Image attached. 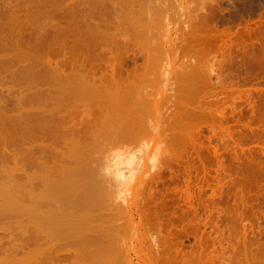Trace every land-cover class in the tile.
I'll return each instance as SVG.
<instances>
[{"label": "rangeland", "instance_id": "1", "mask_svg": "<svg viewBox=\"0 0 264 264\" xmlns=\"http://www.w3.org/2000/svg\"><path fill=\"white\" fill-rule=\"evenodd\" d=\"M43 1L44 0H38V1L37 0H0V24H1L0 36L2 35L0 37V70H1L0 71V76H1L0 77V109H1L0 110V116L7 118L5 120H8V121H10L9 119L11 117H14L19 112H23V113L29 112V114H33V113L36 114L37 113L35 108L38 107L39 104H42L43 101L36 98V97H35L36 99L35 98L33 99V97L31 99L30 93L32 94L34 91H44V89L47 90V89H51L52 87L64 86V84L66 86L70 85L69 88L72 87V84L74 86V82H71L70 79H64L63 78L65 81L64 80H62L61 82L58 81L60 83L55 82L54 76L51 74H49L50 76H48V77L53 78L52 81L53 80L54 81L53 82L50 81V83H49L48 82L49 79L46 80L47 76L46 77L41 76L38 74V72L40 70H42L40 68L49 67L50 66V60L52 61L51 65L52 64L54 65L55 61H56V63H57V61L58 62H61V61L65 62V59H66V61H68L69 58L70 59L74 58V25L78 21H80V18L82 16H84V15H85V17L89 16V12L87 10H83V12H81V15H79V13L77 15V18H79V19H77V18L73 19L74 18L73 16L71 19V16H70L71 14L69 15V13H67L68 14L67 15L65 13L70 8H72V7L74 8L75 3L78 0H57V1L56 0H52V1L51 0H45L44 2ZM123 1L121 0V3H119L118 6L117 5L114 6L115 3L113 1L111 3V0L110 1L105 0L106 5H105V2H104V5L109 10L102 17H97V18L93 17L92 18V21H95V22L101 23L103 21L101 23V25L104 29V32L107 35L106 38L108 41L102 40V42L99 43V46L106 51L104 53V55H105L104 58L106 59V56H107V60H109L108 56H110V51L112 52V54L121 52L120 54L124 53L122 56L125 55V57L126 56L128 57L127 58L128 59V65L126 67L133 68L134 64H135V63H133L134 59H135L136 63L137 62L139 63V64H136L137 66L138 65L139 66H142V65L145 66L146 61L148 59V58L146 59V57H148V56H146V53H148L149 50H152V49L150 47H149L150 49L147 47L148 48V51H147V50H145L146 45L145 46L143 45L144 51L146 52V53L144 52V55H143L142 54L143 51H141V50H143L142 49L143 47L140 49V46H139L140 42H142V41L147 43L148 46H149V43L151 45V44H154L155 42L156 43L160 42L161 46H162V49H161L162 52L159 54L160 58L157 55L156 59L158 61L155 60L157 63L154 62L152 65L153 66L152 68H149V67H151V63L150 64H148V63L150 61H153V59L152 60L150 59L147 61L148 65H146V68L148 66L149 69H152V70H150V74L149 75L147 74L149 77H147V75H146V77L144 76L146 74L145 70H147V69L144 67L145 70H143L144 69L143 66H142V69H141V67L139 68V66H138V69H137L138 73L136 72L137 75H136V73L133 75V77L135 76L138 79L137 82L134 81V78L131 79V76H132L131 75L129 77V82H127L128 79H126V76H124L125 79L122 81H124V83L125 82H127V83H125V85L124 84L122 85L123 88H121V84L123 82L122 83L119 82V84L121 83L119 88L116 87L119 84H114L116 86L113 85L114 87L117 88V90H120V88L123 89V91L120 90V92L122 91V93L123 92L126 93L127 87H128L127 91L132 89L133 93H130L131 92L130 91V92H127L126 95H124V96L127 97L128 94L130 93L131 96L134 97V95L137 93L135 95L136 96L135 99L141 98V100H142V99L146 98V100H142V101H144V104L141 100L139 101L137 99L136 101H138V102L137 103L135 102L134 106H132V103L130 102L131 103V106H130V103L127 100H125V97H123V95H122L123 101L122 102L119 101V103L121 105L120 106L118 103L119 97H117V95H115V94H118V96L121 94H120V92L115 90V88L112 86V88H110V89H111V92H113V93H110V95L114 94L116 96L114 98L115 99L118 98L117 103L119 106L115 105L114 106L115 109L112 106L110 108L116 110L117 112H119L121 110L120 111L121 113L119 112V114H123V116L127 120L125 118H123L122 115L121 116L119 114L117 115V113L115 111H114L115 113L113 112V110L111 112V109H110L108 111V114H107L109 117L108 116L105 117L106 118L105 120H106L107 125L109 123L111 124V125L109 124L110 126L108 125V127H111V128H108V127H106L107 125H104L105 121H104L103 125L98 123V126L100 125L99 127H101L102 130L104 129L103 131H105V133H102L103 131L101 130L100 131L101 134H99V136L97 137L98 139L97 138H94V139L91 138V141H90V138L87 137L88 143L86 142L87 141L86 140L87 138H86L84 140V142L81 143V145L82 144H84V145H82V146L78 145L77 147L80 146V148H78L77 151H75V152H80V154L81 153H83V154H81L82 157L79 158V159L82 158L81 161L78 160V162L74 163V165L78 167L77 173H78V177H79L77 180V184H74V189H75L74 194H79L82 190V191L86 192V194H88L87 197H89V196L91 197V198H88L89 199L88 202L89 203L93 202L94 203V204L92 203L93 207H91L89 210H84L89 214V216H91V219H89V222H92V223L90 224V226L87 225V227L88 228L90 227L89 229L92 230V226H94L93 230H94V228H95V230H99V232L102 234V237L104 238V241H106L107 244L111 246L110 249L105 250L106 252H104L100 255V256L105 257V258H102V257L100 258V256H99L98 260L101 259L100 261H97V259H96L94 261H91V263L93 262L92 264H94V263L95 264H98V263L105 264V262H106V264H120L121 257L119 255L118 250H115L118 248V246L117 247L113 246L114 244L117 245L119 242H120L119 243L120 245L121 244L123 245L124 251L126 250L125 251V255H126L125 256V260H126L125 263L126 264H165V263L166 264H196V263L202 264V262H203V264H209L210 262H211V264H222V258L223 257L224 258L227 257L226 258V260L228 261L227 264L231 263V262H233L232 264H235L234 259H236L237 256L243 255V253L245 251H247V253H251L253 251L256 252L257 250H259L258 248H260V250H264V249H262V248H264V0H205L207 3L204 0H201V1L200 0H169V2L171 1L170 3L167 2L168 0H164L165 4H163V0H161V1L159 0L160 2H162V4H160L161 6L158 5L159 4L158 0L157 1L154 0L156 2V4L158 3L157 5L160 6V11L156 5H155V8L152 9L150 7L151 5L149 4L151 2H149L147 4V2L149 0H144V2L142 0H139V1L135 0L137 2L136 4L133 3V2H135L134 0L133 1L127 0L128 2L125 0L124 3H123ZM129 1H132V3L134 4V6L132 4V6H133L132 9L130 6L131 2H129ZM140 1L142 2V4L144 3L145 6H143ZM38 2L39 3L42 2V4H43L42 9H44V7L46 6L44 10H47V8L50 7L48 9L49 14L51 13L50 10H56V11L52 12V14L54 13L53 15L51 14L52 17H50V15L44 11L43 12L37 11L38 14H40V15H38V17H37V15H36V17L33 16L34 14L32 13L31 10H33V12H34V9H32V8L41 5ZM125 2H127L129 4V6ZM138 2H140L141 5H139ZM44 3H45V5H44ZM152 3H153V1H152ZM173 3H175V5ZM199 3L201 4V6ZM111 4H112V6H111ZM167 4L169 5V7ZM35 5H37V6H35ZM51 5H53L52 8H51ZM152 5H154V4H152ZM139 6H141V8L143 6V8L146 9L144 11H147V9H149L150 11L152 10L153 12L155 10H157L154 13L155 17L153 16V12L149 11L148 16H150L151 13H152L151 17L153 16L151 19H149L146 12H144V11L139 12L141 9V8L139 9ZM134 7H135V9H136V7L138 8V10H139V11L137 10V12H139L138 15L140 13L141 14L146 13L145 15L147 17L146 16L143 17L142 15H144V14H142L141 15L142 17H140V18L142 21H145L146 24L148 23L147 26H145L144 23H141V25H138L139 27L140 26H143L144 28L147 27L146 31L145 30L143 31L144 35L140 31L141 29L136 26L137 24H133L134 23L133 22L134 14L136 15V13H137L135 11ZM156 7L158 9H156ZM56 8H58V9H56ZM118 8L120 10H118ZM165 8L168 11H166ZM29 9H31V10L29 11ZM113 9L118 10V11L116 12ZM163 9L165 11H162ZM57 10L58 11L60 10V11L57 12ZM110 10L112 12L115 11L116 12V13L114 12L115 14H118V12L119 13L122 12L121 13L122 20H120L121 22L118 20V19H120V15H117L118 18L116 21L114 19L115 14L112 13ZM134 11H135V13H134ZM200 11H201V15L204 14L206 16H204V15L200 16ZM37 12H35V14ZM164 12H166V13L164 14ZM41 13H46L45 16L42 14L43 15V19H41L42 21L40 20ZM158 14H160V17L158 16ZM46 15H47V17H46ZM22 16H23V18H21ZM24 16H26V17H24ZM78 16H80V17H78ZM117 16L115 15V18ZM165 16H167V19L165 18ZM110 17L112 19H114V21H112L110 19ZM10 18H11V20H10ZM105 18L106 19L109 18V19L106 20ZM140 18L136 17V20L140 19ZM142 18H144V19H142ZM154 18L155 19L158 18L157 21H159V19L160 20L162 19L160 22H162L163 24L162 23H159V24H161V26L163 25V27H160V25L157 23V21H154V22H156V25H154L152 27L153 24L151 25V23H154V22L153 21L150 22V21L153 20ZM146 19L150 20V21L147 22ZM201 19L203 21H201ZM38 20H40V21L37 22ZM76 20H77V22H75ZM136 20H135V23H138V21H136ZM108 21L112 22V23H110V25H109ZM115 21L117 23L119 21V23H120V24L118 23L119 27H120V30H118V31H121V34H118L119 32H117V30H116V29H118V27L116 29H114L116 26H118V24H114V23H116ZM199 21H201V22H199ZM188 22H190V23L188 24ZM202 22H204V23H202ZM19 23L20 24L22 23V24L19 25ZM105 23L109 27H107ZM111 24L112 25L114 24V26H113L114 28L112 27L111 29L112 30L114 29L113 31L114 32L116 31V33H117V34H115L114 32H112V34L114 33L113 37H109L110 35H112L111 33H109V32H111V29H110V27L112 26ZM158 25L160 27L159 29L157 28ZM148 26L151 27L150 28L151 30H152V28H154L156 26V28H154L152 30L153 32H155L157 30L156 34H157V32H158V34H160L161 31L163 33L160 34L161 36L160 35L158 36V34H157V36H156L157 39H156V37L151 36L154 34H151L153 32L150 29L148 30ZM164 26H165V28H164ZM184 26H186L187 28L186 27L184 28ZM29 27H30V29H29ZM128 27H133L132 28L133 33L136 32L135 36L132 33V35L130 37V34L128 33L129 29L127 30ZM24 28H26L25 30H27V31H25ZM55 28H56V30H55ZM198 28H200L201 30H199ZM160 29H164V30H160ZM45 30H46V32H45ZM130 30H131V28H130ZM131 32L132 31H130V33ZM144 32H146L147 34H145ZM148 32L151 35H149ZM48 33H50V34H48ZM108 33L110 35H108ZM126 33H128L129 38L126 36L127 35ZM38 34L39 35L41 34V35L39 36ZM116 35H119V39L117 37L118 41L114 39L116 37ZM142 35H143V37H142ZM145 35H147V36H145ZM178 35L180 38L178 37ZM34 36H35V38H34ZM125 36L127 37V39H130L131 42L128 41L130 43L125 42L126 40L123 41L125 39V38L123 39V37H125ZM132 36H134V38ZM149 36H151L152 38ZM195 36H197V37H195ZM51 37L54 38L55 40L53 39V40L49 41V38L51 39ZM55 37H58V39H60V40L57 41L58 39L56 40ZM138 37L141 38V40H139ZM147 37H149V38H147ZM112 38H113V40H115V42L112 40L113 43H111L112 41H110ZM146 38L148 40L153 39L151 41L154 42V40H155V42L151 43ZM196 38H200L205 42V44L202 42L200 44L199 41H197V43H199L200 45H202V44L205 45L204 46L205 48L203 47V45L198 46L199 44H197V43H196L197 45L194 44V41L196 40ZM120 39H123L122 42ZM30 40L33 42H31ZM37 40L38 41L40 40L39 43L36 42ZM41 40H44V41H41ZM207 40H209V41H207ZM5 41H6V43H5ZM55 41H57V42H55ZM138 41H139V44H138ZM30 42H31V44H30ZM63 42L66 43V45L63 47V49L65 47L67 48V46L70 44L67 49L66 48L64 49L63 53H65V54H63L62 52H60L61 53L60 54L59 52L57 53L54 51H53L54 52L53 53L51 51V47L54 48V46L57 43H58V45H61V43H63ZM116 42H119V43L117 44ZM143 42H142V44H143ZM213 42L215 45L213 44ZM37 43L39 44V46H37L38 45ZM115 43L117 44V46L115 45ZM121 43H123V45H121ZM176 43H177V45H176ZM27 44L31 48H29L27 46ZM50 45H51V47H48ZM58 45H56V46H58ZM113 45H115V46H113ZM195 45H196V48L203 47L204 49L203 50L201 49L202 52L203 53L207 52V54H203L201 51H199L200 49L199 50L196 49ZM208 45L209 46L211 45L210 46L211 49L209 50L210 52L208 51V47H209ZM20 46L22 48H19ZM36 46L38 47V49ZM71 46H72V48H71ZM121 47H123V48H121ZM151 47L154 48L155 46L151 45ZM4 48H6V49H4ZM34 48H35V50H34ZM23 49H25V50H23ZM44 49H46V50H44ZM63 49L61 51H63ZM113 49H115V50H113ZM123 49H125V51ZM180 49L183 51H180ZM197 50L200 54V55H197V57H199V58L201 57L202 59L201 58L199 59L195 56L197 53L196 54H194V53L197 52ZM204 50H206V51H204ZM18 51H20V53L23 52L26 55L28 54L26 56L27 58L24 56L26 59L23 57L22 60H19L20 59L19 56L22 53L20 54ZM29 51H31V52H29ZM46 51H47V53H46ZM49 51H51V52H49ZM113 51H115V52H113ZM118 51H120V52H118ZM163 51L165 52L164 54H163ZM179 51H180V53H179ZM193 51H195V52L193 53ZM153 52H156V50H154ZM153 52H151V53L154 54ZM29 53H30V55H29ZM42 53H44V54H42ZM55 53H56V56H55ZM201 53L203 54V56L207 55V59L213 58L211 60L212 61L214 60L213 62L215 64H217V65L219 64L217 66V68L219 67L218 73L217 72L212 73V76H211L212 82H210L211 78L209 79V81H207L208 78L206 76H204L207 72V70L205 69L206 72L201 77H205V78H207V80L202 78L201 79L202 81H201L200 78H197L199 80L196 79L197 80L196 82L197 83L202 82L203 86L207 85L206 89L202 88L201 93H200V91H197V93H199V94H197V93H195L196 92L195 91L194 92L195 95H193V94L191 95L190 93L192 92V90H191L192 87H191V85L189 86L188 83H190L191 80L195 82V80H194L195 78L193 79V77H192L195 74H198V73H196L197 67H195L196 70H193V71H195L194 75L192 72H191L192 74H190V72L188 73V74L192 75L191 77L189 75L188 76L186 75V78L187 77L190 78V81H187V85H188V89L191 92L188 91V89L186 88L187 86H185L184 89H182V90H184V92H182V90L180 91L179 90L180 85H183L184 84L183 81H185V80H182V84L180 83V85L179 86L176 85V87L174 86L175 83L173 82V81H175V79L177 78L179 73H181V70H179V68H180L179 64L184 62L183 61L184 58H185V62H187V63L189 61L191 62V60L194 61L193 62L194 64H195V62H198V61H195L193 58L190 60V57L192 55H193V57H195V59L196 58L199 59L200 62L202 60L204 61V59L206 60V58L203 59ZM214 53H215V55H214ZM38 54L39 55L42 54V58L43 57L45 58L44 55L48 56V54H49L50 58L46 57L47 61L49 59V62H48L49 65L47 64V66H45L44 64H46V63H43L44 66H42V65L40 66V64H41L40 61L44 62L45 59L43 60L41 58V55L39 56ZM156 54H158V52L155 53V56H156ZM179 54H181L180 57H178ZM209 54H210V56L214 55L215 58L213 56L210 58ZM6 55H7V57H6ZM66 55H68L69 57ZM148 55L151 56L150 53ZM182 55H184L185 57ZM64 56H66V57H64ZM208 56H209V58H208ZM38 57H40V58H38ZM182 57H184V58L182 59ZM7 58H8V60H7ZM143 58L146 61H144ZM149 58H151V57H149ZM180 58H181V61H179ZM13 59H15V62ZM34 59H36V60H34ZM37 59H39V61ZM217 59L220 62L216 63L215 60L217 61ZM9 60H11V61H9ZM26 60H28L29 63L31 62V60H34V62L35 61L37 62V63L35 62V65H34L35 67L32 70L26 71L24 69V66L26 67L28 64V61H26ZM211 60H208V61H211ZM5 61H6V63H5ZM47 61H45V62H47ZM38 62H40V64H38ZM175 62H177V63H175ZM204 63L207 64V62H205V61H204ZM108 64L109 63L107 62L106 65H108ZM201 64H202V62L200 63V65ZM195 65L198 66L199 64H195ZM39 66H40V68H39ZM54 66H56V64ZM177 66L179 68H177ZM205 66L207 67V65H205ZM50 67H52V66H50ZM154 67H155V70H154ZM206 67H204V68H206ZM69 68L72 69V67H69ZM189 68H191V67H188L187 69H189ZM195 68L192 67V69H195ZM204 68L201 67L199 69L201 70ZM10 69H13V70L11 71ZM139 69L144 71L143 74L144 73L145 74L143 75L142 73H140L141 71ZM192 69H190V71H192ZM199 69L197 72L200 71ZM175 70L179 71V72L177 71L178 75L176 73L177 76L174 75L176 72ZM13 71L14 72L16 71V72L14 73ZM66 71H67V73L64 71V73H66L65 75H68V72L69 73L71 72V70H69V69H67ZM157 71H159V72L156 73ZM203 71L201 70L200 72L203 73ZM147 72H149V71H147ZM64 73H63V75H64ZM72 73H74V72H71V74ZM139 73H140V75L142 74V77L144 76V78L146 80L144 78L141 79V76L139 75ZM217 74H218V76H217ZM199 75H201V74H198V76ZM37 76H38V78L41 76L40 78L43 81L41 82L40 78L38 80ZM137 76H139V78ZM155 76H157V77H155ZM173 76H175L176 78ZM150 78H152V79H150ZM73 79H72V81H73ZM140 79H141V82H140ZM155 79H157L158 82H157V80L155 81ZM181 79H185V77L182 76ZM143 80H145V81L143 82ZM149 80H150V82L152 80V83L154 82L153 85L148 82ZM186 80H189V79L187 78ZM159 81H161V83ZM176 81L178 83L180 82V80H178V78ZM32 82L34 83V85ZM135 82L141 86L139 87L137 85L138 88L132 87ZM194 82H192V84ZM204 82L205 83L207 82L208 84L207 83L205 84ZM27 83H29V84H27ZM56 83H57V85H56ZM61 83H62V85H61ZM69 83H71V84H69ZM197 83H194L193 88H196L195 84H196V86L197 85L200 86V84H202V83H200V84H197ZM10 84H15V86L10 85ZM30 84H31V86H30ZM144 84H147V85H144ZM37 85H38V87L36 90ZM148 85L150 87H148ZM16 86H18V87H16ZM28 86L31 88H29ZM172 86H174V88H177L178 91H180L182 94L184 93L183 95H185V89H186V92L187 91L190 92V93L187 92L186 96H183V98L181 97L183 100L185 99L184 101H186V98H188V101L185 102V104L188 102V104H187L188 107L185 106V109L183 108L182 111H180L181 108H179L180 110L178 109V106L180 107V105L177 106L178 103L176 105H175V103H172L171 98L176 99V97H171V91L174 90ZM34 87H35V89H32ZM140 88H142V89H140ZM197 88L200 89L201 87H197ZM138 89H139V91H138ZM153 89H154V91H153ZM135 90H136V93H135ZM194 90H196V89H194ZM115 91H117L118 93ZM27 92H29V93H27ZM157 92L159 95L156 98V100H153L152 98L155 99L154 96H155V93L157 94ZM180 92H179V94H181ZM148 93L149 94L152 93V95H150V96L148 95L149 96L148 97L147 96ZM107 94H106V99H107L106 101L112 100L113 96L111 95L109 97L108 96L109 94L108 95ZM140 94L143 96L138 97V96H141ZM175 94L177 95V92ZM145 95L148 97L149 100L150 99L153 100L152 102L148 101V102H151V104L150 103L147 104L145 102V101H147V97ZM198 95L201 98L194 97L195 99H197V101L192 98V96H198ZM21 97H23V98L21 99ZM184 97H186V98H184ZM189 97H191L195 102H198V101L201 102L202 101L201 103H203V104H201V103L199 104V102H198L197 104L199 106L196 104L197 105V107H196L195 103H190L192 100ZM16 98L21 99L19 101L23 100L22 106L24 108L22 107L21 109H19V112L17 111L18 108H16L17 110L14 109L17 106V105H15V103L17 104V102H19V101H17ZM120 98H121V96H120ZM27 99H30V100H27ZM135 99H132V100L135 101ZM182 99H179V100H181L183 103ZM198 99H200V100H198ZM202 99L204 100V102ZM39 100L41 101V103ZM93 100L94 99H92L91 101L87 100V107L82 106V105H85L82 103H84L86 101V99L82 100L84 102L81 103L82 105L80 104L81 106H79L77 104V106L79 107V108H77V110L78 109L80 110V108L82 110V107H84V110H82V112H81V110L78 112H75V115H74L73 112H74V108H76L75 105H76L77 101L74 99V95H73L70 102H63L62 103L60 101L61 106L58 109V111L56 110L55 112H58L61 116L66 115V117H68V118L73 117L74 121L76 120L75 122H77V119H79L78 122L80 121V119H83V118L84 119L85 118L90 119V118L94 117L93 116L94 114L91 113L90 114L91 116H90L87 113V115H86L87 111L85 112V108L86 109L88 108L89 102H91V104H93L92 103ZM132 100H130V101H132ZM205 100H206V102H205ZM35 101H36V103H35ZM74 101H76V102L74 103ZM174 101H178V100H174ZM181 101H179V102H181ZM207 101H209L208 107L210 108V105L212 107V108H210L211 111L209 110L208 107L207 108L203 107V106L207 105ZM214 102H215V104H214ZM26 103H27V105H26ZM209 103H210V105H209ZM172 104H174L177 107H175L174 105H173L174 106L173 107ZM185 104H183V105H185ZM190 104L191 105L194 104V106L196 107V109L200 113H197L195 111L196 109H194L195 107L191 106ZM183 105H181V106H183ZM212 105L215 108H213ZM170 106H172L173 108H176V110H174V112H173L172 111L173 108ZM190 106H191V108L193 107V109H194L190 113L193 114V112L195 111L194 113H197L196 115L194 114L196 116V118L194 115H192L193 118H191V115L188 116V114L185 115L186 117L184 116L185 113H188L186 111H188L187 108H190ZM27 107H29V108H27ZM116 107L117 108L120 107V108H118V110H117ZM133 107H134V109H133ZM166 108H167V111H166ZM200 108L203 109L205 112L201 113L202 110ZM177 109H178V111H177ZM13 110H15V111H13ZM77 110L75 109V111H77ZM143 110L145 111V113ZM183 110L185 112L184 114L182 113ZM191 110L192 109H190V111ZM199 110H201V111H199ZM10 111H12V112H10ZM67 111H68V113H67ZM70 111H72V113ZM140 111H141V114H140ZM170 111L173 112L174 115ZM175 111L178 112V114L175 113ZM179 112L182 114L183 117L181 116V114ZM210 112L211 113L213 112V114H211ZM11 113L14 114V116ZM163 113H165V114H163ZM169 113L172 114L176 118L179 117L178 118L179 120H180V117H182V118L189 117L190 118V120H189L190 124H191V120H192L191 125L194 127H192L189 124L188 127L189 126H191V127H189V128L185 127V128H186V130L190 129V128H194V130H193L194 133L190 132V130L188 131L189 135H192V133H193V135H194V136L192 135L193 138L188 139L189 135L187 136L185 134L187 137V138L185 137L186 141L185 140L181 141V139L179 140V138H184V135H183L184 133L183 132L180 133V132H178V129H176L177 128L176 126L179 125V122L181 120L178 122L176 118L170 119L172 117V115H169ZM9 114H11V115L8 116ZM67 114H69V116ZM112 114L115 115V116L113 115L114 118L112 117ZM175 114L177 116H175ZM198 114L199 115L201 114V117ZM202 114L203 115L205 114V115L202 116ZM116 115L118 117L119 116L122 117L125 121H128V123L125 124L123 119H120V117L119 118L116 117ZM197 115L199 116V118ZM132 117L134 119H132ZM162 117H164V118H162ZM168 117H170V118H168ZM75 118H77V119H75ZM107 118L109 121H107ZM113 119H115V120L113 121ZM168 119H170L172 121L176 120V122L178 124L175 121H173L175 123L176 128L173 126V123H171L172 121L169 122L170 120H168ZM116 120H118V121H116ZM119 120H121L122 122ZM130 120L132 123L134 122L137 125V127H138L137 123H139L140 128H141L142 124H144V126L146 125L145 126L146 128L144 126L142 127L143 130L142 129L140 130V128H137V129H135L137 132L135 130H134V132L133 131L128 132V130H127L128 134L124 133L122 131L120 132V129L121 130L124 129L123 127L119 129V127H121L120 123L121 124L123 123L122 126L126 127V129L127 128L131 129L128 126L129 124L132 127V129L135 128V126H134L135 124L133 123L134 125L132 126L131 125L132 123H130ZM133 120L138 121V122L136 123ZM161 120H164L165 123L164 122L162 123ZM184 120L185 119L182 120V123L180 122V125H179L180 127L178 126L179 129L181 128ZM186 120H188V119H186ZM142 121H143V123H142ZM189 121H187V124ZM117 122H119V123H117ZM151 122L152 123L155 122V125L159 123V125L156 126L155 131L150 134L149 132H151L152 130H150V128L148 129L147 127L149 126V124ZM4 123H5V127H7L6 125H8V123L6 121ZM147 123H149V124L147 125ZM184 123L186 124V122H184ZM169 124H172V125L169 126ZM187 124H186V126H187ZM1 125H2V122L0 120V127H1ZM96 125H97V123H96ZM118 125H119V127H118ZM161 125H162L163 129L161 128ZM167 126L168 127L172 126V129L170 130ZM103 127H106V128H103ZM173 127L175 128L177 133L181 134V135H179V134L178 135L182 136V137H179V136H177L176 133L172 132ZM107 128H108V130H105ZM182 130H183V128H182ZM186 130H185V132H187ZM108 131H109V133H108ZM114 132H116V133H114ZM130 133H131V135H130ZM116 134H119V136H117ZM121 134H122V136H121ZM174 134H176L175 136H177V138H178L176 140H178L180 143L184 141L183 143H181V145L176 140H174L175 136L174 137L172 136ZM106 135L108 136V138ZM110 135H111V137H109ZM123 135L126 137L123 138L124 137ZM102 136H103V138H102ZM115 136H117L118 138L115 139L114 138ZM101 138H102V140H101ZM96 139L98 141L97 143H100V144L97 145V143L95 141ZM121 139H123V140L121 141ZM125 139H128V140H125ZM113 140H115V142ZM117 140H118V142H117ZM122 142H123V144H122ZM93 143L95 145H91ZM116 143L118 145L122 144V146L130 145L129 146L130 149L129 148L128 149L131 150L132 154L130 155L129 160L124 162V163H119V160H121V158H120L121 156H119L113 160L114 177H113V182L111 183L113 185V190L110 191L109 188L111 189V186H112V185L111 186L108 185L110 183L106 184L105 181H104V183L102 181H98V183H96V185H95L94 184L95 182L93 179H95V177H96L98 165L100 167L101 160H102L103 156H105V154H106V152H105V151H107L106 148L109 149V147L116 145ZM167 144H169V145H167ZM132 145H133V147H132ZM155 145H156V147H155ZM10 146H11V144L9 146L7 145V147H9L8 150H10ZM92 146H94V147L92 148ZM16 147L17 146L15 145L14 148H16ZM76 148H74V150ZM157 148H159V149L161 148L160 156L157 157V160H159V161L163 160V161L160 162V164H161L160 167L153 170L152 169V165H153L152 161L154 160V158H156L154 156L155 155L154 153L156 152ZM1 149L7 150L6 148H4V146L2 148V145H1ZM1 149H0V152H1ZM12 150H14V149L12 148ZM15 150H17V148ZM83 151H85V152H83ZM172 151L174 152V154ZM4 152H3V155L0 154L1 160H3V161L0 160L1 164H2V162H4L3 165H6L5 163L10 162V164L14 165L15 162L13 161V163H12V159L5 156L7 159H9V160H7L8 162H6V160H5L6 158L4 157ZM168 154H170V155H168ZM89 156H91V158H89ZM2 158H4V159H2ZM95 158H97V160ZM87 159H88V161H87ZM92 161L93 162L95 161V162L93 163ZM130 161H131V163H129ZM80 162H81L82 167L79 164ZM82 162H86V164L87 163H89V164L85 165V163L82 164ZM117 162L119 163V165L115 167V164ZM1 164H0V168H1ZM10 164H7V166H5V167L8 168V166ZM84 166H85V168L89 166V168H86L87 171L84 168ZM96 166H97V168H96ZM13 167L15 168L16 166L14 165ZM9 168H10V171H11V169H13V168H11V165ZM90 168H93V169H90ZM253 169H255V170H253ZM83 170L86 171V172H83L84 178H83V175H81ZM90 170H91V172H90ZM93 170H96V171L94 172ZM12 171H14V169ZM2 172H0V175L4 174V173L1 174ZM4 172H5V169H4ZM10 173L4 174L5 176H7V179H9L8 178L9 175H10V177H12V175ZM12 174H13V172H12ZM16 174H17V172H16ZM89 174L90 175L92 174V177ZM4 175L1 176L3 180H4V178L6 179V177ZM81 178H82V181H81ZM83 179L85 181V184H84ZM4 181H6V180H4ZM80 182H83V183H80ZM252 182L253 183L258 182V183L262 184L263 186L252 187V188L240 186L241 184L252 183ZM82 184L85 186L81 187ZM103 184L104 185L106 184V185L104 186ZM101 185H103L104 187ZM86 186H87V188L84 189V187H86ZM108 186H109V188H108ZM238 186H240V187H238ZM79 188H80V190H79ZM104 188H105V192H103ZM106 190L109 192L106 193ZM141 190H142V193H140ZM100 191H102L104 193V195L101 196L102 193ZM113 191H114V193H117V195L119 197V198H117L118 200L115 199L116 201L115 200L113 201L114 197H112V195H111V194H114V193H112ZM107 194H108L109 200L111 197L110 201L106 197ZM190 198H191V200H190ZM91 199H92V202H90ZM102 199H104V201H102ZM123 199H125V203H123ZM105 200L109 204H110V202H114V203H111L112 205L110 204L111 205L110 206L106 203ZM118 201L119 202L122 201L121 203L124 206L121 203H119ZM95 203H96V205H95ZM105 205L107 207L110 206L111 208L110 207L107 208ZM112 207L114 210L117 208L118 211H117V209L115 211L112 210ZM108 209H110L111 212ZM119 209H120V211H119ZM99 210H100V212H99ZM97 211L99 213H97ZM94 212H95V216L92 215V214H94ZM111 215H113V216L115 215V216L112 217ZM119 215L121 216V218ZM109 217H111V218H109ZM8 218L6 219L7 221H9ZM1 219L5 220L4 218H1ZM1 219H0V222L2 221ZM113 220L116 222H114ZM112 221H113V224L111 223ZM2 223H3V221L0 223V225H2ZM118 223H119V225H118ZM4 224L9 225L8 222L7 223L4 222ZM114 224H116L117 227L120 226L121 228L120 227L117 228ZM82 225L84 226L85 223ZM108 226L112 227V228H110L112 230V233L107 232V231H109ZM113 226L116 227V229ZM123 226H125V230L123 229ZM14 227L15 226H13V225H11L9 227V228H11L12 232L14 230ZM20 227H21V229L23 228L22 226H20ZM6 228L8 229V226H6ZM19 228L14 230V233H13L14 236H13L11 231L9 232L10 229L7 231V230H4L2 227L0 229L1 230L0 231V239L2 240L3 237H1V236L7 235V233H9V236H8L9 238L14 237L13 239H16V240H13V241H15V244H18L20 242V244L23 246L22 241H23V237L25 234L23 233L24 235H23L22 239H21V237L16 238L18 235L22 236V232H20L21 234H19L17 232L18 235L16 233V231H21V229H19ZM83 228H85V227H83ZM113 228L115 230L119 229V231L118 230L115 231ZM127 228H128V233L126 231ZM2 229L4 231H7V233L4 234L3 233L4 231H2ZM89 229H82V230L90 231ZM123 232H125V234ZM110 235H112V237ZM116 237H117L118 242L116 241ZM12 238H10V239L12 240ZM122 238H123V240H122ZM152 238H154L155 240H153ZM6 239H8V238H6ZM6 239H3V241H1L2 243L0 242V246L3 245L2 249H4V247L7 246L6 243L9 244L8 246H11L12 242L10 243V241H7ZM10 239H8V240H10ZM17 239H19V240L21 239V241H18ZM74 239H72V242H71V240L69 238L68 239V240H70V242H69L66 239L64 241H62L59 238L58 239L59 243L57 241L56 242L57 244L54 241H52V244L51 243H45V244L46 245L48 244V246H49V244H51V245L56 244V245L52 246L56 250H52L51 255H53L55 252L58 253V251H61V247L63 249H64V247H65V249L70 248L69 249L71 252L70 258H72L74 256V254L71 250L72 249L74 250V247L75 248L78 247V243L76 244V242H74L75 241ZM65 241L67 242L66 244H65ZM114 242H116L117 244ZM3 243H5V244H3ZM23 243L26 245L25 241H23ZM38 243H36V244H38ZM27 244L29 246V247L27 246V248H31L32 250L35 249V248H33L35 246L34 243H33L34 246L32 243L31 244L27 243ZM45 244L40 243V245H44L43 248L40 247V249L42 248L41 249L42 251L45 248ZM60 244H61V246H60ZM73 244H75V245H73ZM38 245H36V246H38ZM154 246H156V247H154ZM12 247H15V246H11V249H10V247H9V249L7 248V250H9L11 252L6 251V250H4L5 252L4 251L3 252L4 253L9 252V253L14 254L13 258H11V256H6V254H4V253L1 254L2 250L0 249V264H20L17 262H19L21 259L22 260L26 259V261H27V259L29 258V260H30L31 259L30 257L25 258V256H23V254L26 252H29L30 255L31 254L37 255L35 252L38 249L37 247H36L37 249L33 250L34 253H31V252H33L32 250H31V252H30V250L28 251V249H26V246H25V248H21L22 250L26 249L25 252L24 251H23V253L20 252V250H21L20 249L21 246H20V247H18L20 249L18 251V253H17V251L15 252V249L18 250L17 247L14 248L15 253H13ZM56 247H58L60 250ZM67 247H69V248H67ZM154 248H156V249H154ZM40 249H38L40 251V252L38 251L39 255L41 253ZM158 249H160V251ZM163 249H164V252H163L164 254L161 252V251H163ZM155 250H158L159 252H157ZM166 252H167V254H166ZM200 252H201V255H200ZM258 252L259 251H257V253ZM16 253L22 255L24 258L22 256H19V257H21V259L19 257H16L15 256V255H17ZM237 253L238 254L241 253V254L238 255ZM12 254H7V255H12ZM29 254L27 253L28 256H29ZM41 254H43V253H41ZM259 254H261V253L259 252ZM263 254L264 253L261 254V258H263ZM163 255H166V257H167L166 261L167 262L165 261V259H164L165 257ZM219 255H221L223 257L221 258V256H219ZM3 256L5 257V259L3 258ZM198 256H200V258ZM256 256H258V254ZM36 257H41V255L40 256L37 255ZM159 257H161L160 259H163V263H162V261H160ZM168 257H170L171 259H169ZM218 257L221 259H219ZM15 258L19 259V261H17L16 263H15V261H16ZM32 258L36 259L35 257H32ZM49 258L52 259V264L55 261L56 262L60 261V259L58 260V258H54L51 256L48 257L47 259L50 260ZM106 258H107V260H109V262L105 260ZM39 259H42L43 261L39 260ZM39 259H38L39 260L38 262H41V264H45V261H47L46 257L44 260V255H43V257H41ZM55 259H57L58 261ZM72 259H74V258H72ZM203 259H204V261H203ZM242 259L244 260V257H242ZM53 260H55V261H53ZM70 260H65V261H68V263L70 264V262H71ZM26 261L22 262L21 264H24V263L26 264ZM157 261H158V263H157ZM220 261H221V263H220ZM34 262H37V261L32 262L30 260V264L31 263L36 264ZM50 262H51V260H50ZM60 262L62 263L63 260H61Z\"/></svg>", "mask_w": 264, "mask_h": 264}, {"label": "bare ground", "instance_id": "2", "mask_svg": "<svg viewBox=\"0 0 264 264\" xmlns=\"http://www.w3.org/2000/svg\"><path fill=\"white\" fill-rule=\"evenodd\" d=\"M38 1V0H37ZM45 1V0H44ZM43 1V2H44ZM52 1V0H51ZM57 1V0H56ZM79 1V2H78ZM76 3H75V6H74V8L72 7V8H70L65 14H67V13H69V15L71 16V19H72V16L74 17L73 19H75V18H77V15H78V13H79V15H81V12H83V10H87L88 12H89V16H87V17H85V15L84 16H82L81 18H80V21H78L77 22V20L75 21V22H77L75 25H74V58L72 59H70L69 58V60L68 61H66V59H65V62H58L57 61V63H56V61H55V64H56V66H54L53 64L51 65V60H50V66H52V67H44V68H40V66L42 65V66H47V64L49 65V59H48V61H47V58H50L49 57V54H48V56H46V55H44L45 56V58L43 57L42 58V54H44V53H42V54H40L41 55V58L44 60V62L43 61H40L41 62V64H40V62H38V64H40V66H39V68L40 69H42V70H40L39 72H38V74L39 75H41V76H44V77H48V76H50L49 74H51V75H53L54 76V80H55V82H58V81H62V80H64V79H70L71 80V82H74V86H73V84H72V87L71 88H69V86H66L64 83V86H59V87H52L51 89H47V90H45L44 89V91H34L32 94L30 93V95H31V99H32V97H33V99L36 97V98H38V99H40V100H42L43 102H42V104H39L38 105V107H36L35 108V110L37 111V113L35 114V113H33V114H29V112L27 113V112H25V113H23V112H19V109H21L23 106H22V102H23V100L22 101H19V100H21L23 97H21V99H18V98H16L17 99V101H19V102H17V104L15 103V105H17L14 109L15 110H17L16 108H18V114H16L15 116H14V114H12L14 117H11L9 120L10 121H8V120H5V119H7V118H5V117H1L0 116V120H1V122H2V125H1V127H0V149H1V145H2V148H3V146H4V148H6L7 150H4V149H1V152H0V154L1 155H3V152H4V157L6 156V157H8V158H11L12 159V163H13V161L15 162V168L13 167L14 165L13 164H10V162H8L7 160H9V159H7L6 157V162H8V163H5L6 165H3V163L4 162H2V164H1V162H0V164H1V170H0V172H2L1 174H9L10 172V174L12 175V177H10V175H9V179H7V176H5L4 174V176L6 177V179L4 178V180H6V181H4L3 179H2V177L1 176H3V175H0V219L1 218H4L5 220H2L3 221V223H2V225H0V227L2 228L3 227V229L4 230H9V232L11 231V228H9L11 225H13V226H15L14 227V230H16L17 228H19L20 226H22L23 228L21 229V227L19 228V229H21V231H16V233L18 232L19 234H21L20 232H22V236L21 235H18V233H17V237L16 238H19V237H21V239H22V237H23V235H24V237H23V241H25V243H26V245L23 243V241H22V244H23V246L20 244V242L18 243V244H15V241H13V240H16V239H13L12 237H10V238H12V240L8 237L9 236V233H7V231H4L3 229H2V231H4L3 233L4 234H6L7 233V235H3V236H1V237H3V239H6V238H8V239H10V240H8V239H6L7 241H10V243H11V246H15V247H17V249L18 250H16L15 249V252L17 251V253H18V251L21 249V248H25V246H26V249H28V251L30 250V252H31V248H27V246H28V244L27 243H34L35 244V246L36 245H38V246H36L38 249H40V247H44V245H40V243L41 244H45V243H51L52 244V241H54L55 243L58 241V239L60 238L62 241H64L65 239L66 240H68L69 238H70V240H71V242H72V239H74L75 241L74 242H76V244L78 243V247L77 248H75L74 246V250L72 249L71 251L73 252V254H74V256L72 257V258H74V259H72V258H70V256H71V252H70V246L69 247H67V248H69V249H65V247H64V249L61 247V251H58V253H54L53 255H51L52 253V250H56V249H54V247H52V246H54V245H56V244H53V245H51V244H49V246H48V244L46 245L45 244V248H44V250L42 251L41 249V253H43V254H41L40 253V255H41V257H43V255H44V260H45V257H46V259L48 258V257H54V258H58V260L60 259V261L61 260H63V262L61 263L60 261H58L57 259H55V260H57L58 262H56L55 260H53V261H55L54 263L56 264H69L68 263V261H65V260H70L69 262H70V264H90L91 263V261H94V260H96L97 259V261H100L101 259H99L98 260V258H99V256L102 254V253H104V252H106L105 250H107V249H110L111 248V246L110 245H108L107 244V242L106 241H104V238L102 237V234L99 232V230H95V228H94V230H93V227L94 226H92V230H90L88 227H87V225L88 226H90V224L92 223V222H89V219H91V216H89V214L86 212V211H84V210H89L91 207H93L92 205L94 204L93 202H92V199L90 200V202H92V203H89L88 202V198H91L90 196L89 197H87L88 196V194H86V192H84V191H82L81 190V192L79 193V194H74V184H77V180H78V173H77V166H75L74 165V163L75 162H78V160L79 161H81V159H79L80 157H82V155L81 154H83V153H81L80 154V152H75V151H77V149L78 148H80V146H82V145H84V144H82L81 145V143H83L84 142V140L87 138V137H89L90 138V141H91V138H97L98 136H99V134H101V127H99L98 126V123L99 124H102L103 125V123H104V121H105V123H106V118L105 117H107L108 115V111L111 109V112H112V110H113V112L115 111L116 113H117V115L119 114V112L121 111H119V112H117L116 110H114L115 109V105H118V103H119V101H123V97H125L124 95H126V93L127 92H130V93H133V91H132V89L131 90H129V91H127V89H128V87L126 88V93H122V91H123V89H121V88H123V84L125 85V83H127V82H129V77L131 76V79H133L134 78V81H136L137 82V78L134 76L133 77V75L137 72L138 73V71H137V69H138V66L136 65V64H139L138 62L136 63L135 62V59H134V61H133V63H135L134 64V67L133 68H129V67H126L127 65H128V57L126 56L125 57V55L124 56H122L123 54H120L121 52L120 51H118V52H120V53H114V54H112V52L110 51V56H108V59L109 60H107V56H106V59L104 58V53L106 52L103 48H101L100 46H99V43L100 42H102V40H104V41H108L107 40V35H106V33L104 32V29H103V27H102V25H101V23L103 22H101V23H99V22H95V21H92V18L93 17H95V18H97V17H102L103 15H105V13L109 10V9H107L106 8V2H105V0H78ZM107 1H110V0H107ZM112 1L115 3L114 4V6H118V4L119 3H121V0H111V3H112ZM123 1V0H122ZM125 1V0H124ZM124 1H123V3H124ZM127 1V0H126ZM133 1V0H132ZM132 1H129V2H131L130 4V6H131V9H132V7L134 6V4H136L137 2L135 1V2H133L132 3ZM137 1H139V0H137ZM143 2H144V0H142ZM152 1H153V3H152ZM149 0L148 2H147V4L149 3V2H151V3H149L151 6V8L152 9H154L155 8V5L159 8V11H160V4H162V2H160L159 0V4L158 5H160V6H158L157 4H156V2L155 1H157V0ZM201 1V0H200ZM205 1V0H204ZM203 1V2H204ZM31 2V1H30ZM104 2H105V5H104ZM128 2V1H127ZM127 2H125L126 4H128ZM141 2V1H140ZM140 2H138L139 3V5H141L142 4V2H141V4H140ZM155 2V3H154ZM165 1L163 0V4H165L164 3ZM167 2H169V0L167 1ZM166 2V3H167ZM171 2V1H170ZM169 2V3H170ZM206 2V1H205ZM209 2V1H208ZM39 3V2H38ZM122 3V4H123ZM168 3V4H169ZM202 3V2H201ZM207 3V2H206ZM205 3V4H206ZM39 4H41L40 6H37V5H35V6H37V7H33L32 9H34V12H33V10H31V9H29V11L31 10L32 11V13L34 14L33 16H35L36 17V15H37V17H38V15H40V14H38V12L37 11H41V12H46L47 14H49V8H47V10H44L45 9V7H44V9H42L43 7H42V2L41 3H39ZM54 4V3H53ZM56 4V3H55ZM109 4V3H108ZM132 4H133V6H132ZM152 4H154V5H152ZM167 4V5H168ZM172 4V3H171ZM174 5H175V3H173ZM200 4V3H199ZM204 4V3H203ZM44 5H45V3H44ZM143 6H145L144 5V3L142 4ZM52 6L53 5H51V8H52ZM111 6H112V4H111ZM113 6V7H114ZM127 6V5H126ZM128 6H129V4H128ZM136 6V5H135ZM143 6H142V8H141V6H139V9H140V11L138 10V6L136 7V9H135V7H134V9H135V11L137 12V10L139 11V12H143L144 10H146L145 8H143ZM200 6H201V4H200ZM204 6V5H203ZM156 7V9H158ZM166 7V6H165ZM168 7H169V5H168ZM23 8V7H22ZM149 8V7H148ZM56 9H58V8H56ZM61 9V8H60ZM111 9V8H110ZM117 9V8H116ZM133 9V10H134ZM201 9V8H200ZM20 10V9H19ZM63 10V9H62ZM113 10H115V9H113ZM118 10H120L119 8H118ZM118 10H115L116 12L118 11ZM165 10H166V8H165ZM164 9L162 10V11H165ZM28 11V10H27ZM28 11V12H29ZM51 11V13L49 14L50 15V17H52V15L54 14H52V12L53 11H56V10H50ZM60 11V10H59ZM58 10H57V12H59ZM111 11V10H110ZM114 11V12H115ZM135 11H134V13H135ZM150 10L149 9H147V11H144V12H146L147 13V16L149 15L148 14V12H149ZM155 11H157V10H155ZM155 11L153 12L152 10L150 11V12H153V16L155 15L154 13H155ZM166 11H168V10H166ZM11 12V11H10ZM35 12H37L36 14H35ZM112 12V11H111ZM114 12H112V13H114ZM115 12V13H116ZM139 12H137L136 13V15L134 14V20H133V24H137L136 26L138 27V28H140L139 30L141 31V33L143 34V31L145 30L146 31V28L147 27H143V26H138V25H141V23H144L145 24V26H147V24L145 23V21H142L141 20V18L140 17H145L146 15V13H142V14H144V15H142L141 13L138 15V13ZM46 13H41V16H40V20L41 19H43V15L45 16V14ZM56 13V12H55ZM61 13V12H60ZM114 13V14H115ZM122 13V12H121ZM121 13H119L118 12V14H115L116 16L117 15H120V19H118L119 21L120 20H122V18H121ZM166 12H164V14H165ZM168 13V12H167ZM205 13V12H204ZM13 14V13H12ZM43 14V15H42ZM52 14V15H51ZM163 14V13H162ZM48 15V16H49ZM68 15V14H67ZM109 15V14H108ZM113 15V14H112ZM115 15H114V19L117 21V18H118V16L115 18ZM142 15V16H141ZM151 15H152V13L150 14V16H148L149 17V19H151L152 17H151ZM204 14H202L201 15V11H200V16H203ZM16 16V15H15ZM18 16V15H17ZM32 16V15H31ZM146 16V17H147ZM158 16L160 17V14H158ZM169 16V15H168ZM204 16H206V15H204ZM24 17H26V16H24ZM42 17V18H41ZM46 17H47V15H46ZM55 17V16H54ZM78 17H80V16H78ZM108 17V16H107ZM136 17L138 18H140V19H137L136 20ZM155 17V16H154ZM163 17V16H162ZM21 18H23V16L21 17ZM28 18V17H27ZM34 18V17H33ZM165 18L167 19V16H165ZM52 19V18H51ZM77 19H79V18H77ZM106 19V18H105ZM109 19V18H108ZM108 19H106V20H108ZM110 19L112 20V21H114V19H112L111 17H110ZM142 19H144V18H142ZM157 19L158 18H154L153 20H147V22H154V21H157ZM205 19V18H204ZM10 20H11V18H10ZM40 20H38L37 22H39ZM89 20V21H88ZM135 20L136 21H138V23H135ZM162 20V19H161ZM160 19H159V21H157V23L159 24V23H162V22H160L161 21ZM186 20V19H185ZM15 21V20H14ZM42 21V20H41ZM115 21V22H116ZM119 21H118V23H119ZM187 21V20H186ZM201 21H203L202 19H201ZM201 21H199V22H201ZM105 22V21H104ZM109 22V21H108ZM121 22V21H120ZM198 22V23H199ZM41 23V22H40ZM107 23V22H106ZM105 23V24H106ZM110 23H112V22H109L108 24L110 25ZM114 23V22H113ZM117 22L116 23H114V24H118ZM183 23V22H182ZM185 23V22H184ZM190 22H188V24H189ZM202 23H204V22H202ZM14 24V23H13ZM22 24V23H21ZM20 23H19V25H21ZM114 24L110 27V29L114 26ZM120 24V23H119ZM119 24H118V26H116L114 29H116L117 27H118V29H116L117 30V32H119L118 34H121V31H118V30H120V27H119ZM143 24V25H144ZM153 24V25H152ZM163 24V23H162ZM39 25V24H38ZM151 25H152V27L154 26V25H156V22H154V23H151ZM160 25V27H163V25L161 26V24H159ZM159 25L157 26V28L159 29L160 27H159ZM184 25V24H183ZM0 26H1V24H0ZM40 26V25H39ZM48 26V25H47ZM64 26V25H63ZM105 26V25H104ZM106 26H107V24H106ZM134 26V25H133ZM150 26V25H149ZM148 26V30L151 28V27H149ZM198 26V25H197ZM60 27V26H59ZM107 27H109V26H107ZM186 26H184V28H185ZM40 28V27H39ZM65 28V27H64ZM130 28H131V30H130ZM133 27H128L127 28V30H128V33L130 34V37H131V35H132V33H133V29H132ZM154 28H156V26L154 27ZM154 28H152V30L154 29ZM164 28H165V26H164ZM187 28V27H186ZM9 29V28H8ZM26 28H24V30H25ZM29 29H30V27H29ZM36 29V28H35ZM41 29V28H40ZM52 29V28H51ZM113 29V30H114ZM143 29V30H142ZM199 30H201L200 28H198ZM23 30V31H24ZM33 30V29H32ZM55 30H56V28H55ZM66 30V29H65ZM112 29H111V32H109V33H111L112 34V32H114ZM151 30V29H150ZM151 30V31H152ZM156 30V29H155ZM160 30H164V29H160ZM25 31H27V30H25ZM110 31V30H109ZM130 31H132L131 33H130ZM157 31V30H156ZM156 31L155 32H153V33H151V34H154V35H151L149 32V35H151L152 37L154 36V37H156L157 36V34H158V32H157V34H156ZM6 32V31H5ZM44 32V31H43ZM45 32H46V30H45ZM56 32V31H55ZM62 32V31H61ZM139 32V31H138ZM30 33V32H29ZM59 33V32H58ZM71 33V32H70ZM108 33V35H110ZM115 34H117L116 33V31L114 32ZM113 33V34H114ZM128 33H126L127 35V37L129 38V35H128ZM135 33L136 32H134L133 34H134V36H135ZM145 34H147L146 32H144ZM161 33H163L162 31H161ZM160 33V34H161ZM192 33V32H191ZM8 34V33H7ZM45 34V33H44ZM48 34H50V33H48ZM54 34V33H53ZM113 34L112 35H110L109 37H113ZM160 34H158V36L160 35ZM179 34V33H178ZM4 35V34H3ZM10 35V34H9ZM37 35V34H36ZM39 35V34H38ZM41 35V34H40ZM39 35V36H40ZM137 35V34H136ZM144 35V34H143ZM143 35H142V37H143ZM198 35V34H197ZM200 35V34H199ZM2 36V35H1ZM0 36V37H1ZM38 36V37H39ZM43 36V35H42ZM53 36V35H52ZM56 36V35H55ZM63 36V35H62ZM123 37V39H120L121 40V42H122V40L123 41H125V42H128V41H130V39H127V37ZM134 36H132L133 38H134ZM145 36H147V35H145ZM151 36H149V37H151ZM161 36V35H160ZM184 36V35H183ZM5 37V36H4ZM7 37V36H6ZM37 37V38H38ZM117 37H118V39H119V35H116V37L114 38L115 40H117ZM149 37H147V38H149ZM151 37V38H152ZM178 37H179V35H178ZM195 37H197V36H195ZM28 38V37H27ZM34 38H35V36H34ZM56 38V40L58 39V37H55ZM136 38V37H135ZM139 38V37H138ZM146 38V39H147ZM161 38V37H160ZM159 38V39H160ZM180 38V37H179ZM183 38V37H182ZM4 39V38H3ZM43 39V38H42ZM54 38H52L51 37V39L49 38V41L50 40H53ZM143 39V38H142ZM156 39H157V37H156ZM9 40V39H8ZM35 40V39H34ZM55 40V39H54ZM60 39H58L57 41H59ZM113 40V38L110 40V41H112ZM115 40H113L114 42H115ZM119 40V41H120ZM139 40H141V38H139ZM148 40V39H147ZM151 40H153V39H150V40H148V41H150L151 43H154L155 42V40H154V42H152ZM195 40V39H194ZM193 40V41H194ZM210 40V39H209ZM209 40H207V41H209ZM213 40V39H212ZM24 41V40H23ZM31 41V40H30ZM40 41V40H39ZM39 41L37 40L36 42H38L39 43ZM41 41H44V40H41ZM57 41H55V42H57ZM113 41L111 42V43H113ZM118 41V40H117ZM196 41V42H195ZM194 41V44H196L197 43V41H199V43L201 44V42L202 43H204L205 44V42L202 40V39H200V38H196V40ZM29 42V41H28ZM31 42H33V41H31ZM31 42H30V44H31ZM48 42V41H47ZM124 42V43H125ZM131 42V41H130ZM130 42H128V43H130ZM143 42V41H142ZM142 42H140V44H139V41H138V44H139V46H140V49L143 47V45L145 46L146 45V47H145V50H147L148 51V48L150 47L153 51L154 50H156V52H153L152 50H149V52L148 53H146L145 51H144V47L142 48L143 50H141V51H143V55H144V52L146 53V56H148V57H146V59H147V61L148 60H152L153 59V61H150L149 63L144 59V61H146V65H148V64H150L151 63V67H149V68H152L153 66V63L155 62V63H157L155 60H157L156 59V57H157V55H158V57H159V54L162 52V46H161V43L159 44L158 42L156 43H154V44H151V45H153V46H155L154 48L153 47H151V45H150V43H149V46H148V44L147 43H145V42H143V44H142ZM177 42V41H176ZM5 43H6V41H5ZM37 43V44H38ZM54 43V42H53ZM52 43V44H53ZM59 43V42H58ZM58 43L56 44V45H58ZM64 43V44H63ZM63 43H61V45H58V46H54V48L53 47H51V45L50 46H48V47H51V51L53 52H64V49L66 48H64L63 49V47L66 45V43L65 42H63ZM117 44L119 43V42H116ZM115 43V45L117 46V44ZM199 43H197V44H199ZM210 43V42H209ZM29 44V43H28ZM27 44V46L29 47V48H31L29 45ZM60 44V43H59ZM142 44V45H141ZM196 44V45H197ZM198 45V46H202V45ZM212 44V43H211ZM213 44H214V42H213ZM212 44V45H213ZM70 45V44H69ZM69 45L67 46V48L69 47ZM115 45H113V46H115ZM121 45H123V43H121ZM131 45V44H130ZM176 45H177V43H176ZM196 45H195V48H196ZM207 45V44H206ZM215 45V44H214ZM22 46V45H21ZM19 47V48H22V47ZM25 46V45H24ZM37 46H39V44L37 45ZM36 46V47H37ZM42 46V45H41ZM166 46V45H165ZM205 45H203V47H204ZM209 46V45H208ZM211 46V45H210ZM210 46L208 47V51L211 49L210 48ZM103 47V46H102ZM119 47V46H118ZM124 47V46H123ZM123 47H121V48H123ZM148 47V48H147ZM203 47H201V48H196V49H200L199 51H201L202 52V50L205 48H203ZM18 48V47H17ZM66 48V49H67ZM71 48H72V46H71ZM115 48V47H114ZM147 48V49H146ZM149 48V49H150ZM176 48V47H175ZM182 48V47H181ZM214 48V47H213ZM4 49H6V48H4ZM37 49H38V47H37ZM50 49V48H49ZM63 49V51H61ZM116 49V48H115ZM115 49H113V50H115ZM202 49V50H201ZM20 50V49H19ZM22 50V49H21ZM23 50H25V49H23ZM28 50V49H27ZM30 50V49H29ZM33 50V49H32ZM34 50H35V48H34ZM40 50V49H39ZM44 50H46V49H44ZM70 50V49H69ZM118 50V49H117ZM122 50V49H121ZM124 51H125V49H123ZM176 50V49H175ZM178 50V49H177ZM198 50H197V52H195V51H193V53L194 54H196L195 56L197 57V55H200L199 54V52H198ZM51 51H49V52H51ZM123 51V52H124ZM180 51H183V50H181L180 49ZM180 51H179V53H180ZM204 51H206V50H204ZM212 51V50H211ZM4 52V51H3ZM19 53H20V51H18ZM28 52V51H27ZM29 52H31V51H29ZM36 52V51H35ZM38 52V51H37ZM40 52V51H39ZM43 52V51H42ZM53 52V53H54ZM113 52H115V51H113ZM151 52H153L154 54H152ZM158 52V54H156V56H155V53H157ZM177 52V51H176ZM210 52V51H209ZM23 55H22V54ZM20 54V56H19V60H22V58L25 56H27L25 53H23V52H21ZM46 53H47V51H46ZM45 53V54H46ZM71 53V52H70ZM150 53V55L151 56H149L148 54ZM165 52L163 51V54H164ZM182 53V52H181ZM192 53V54H193ZM203 53V52H202ZM201 53V55H202V57H203V59L204 58H206V60L204 59V61L205 62H207V64L206 63H204V61L202 60L201 62H202V66L200 65V58L199 57H197V58H199V59H195V57H193V55L190 57V60L193 58L195 61H198V62H195V64H199L198 66L197 65H195L193 62L194 61H192L191 60V62L188 64L187 62H185V56L184 55H182V56H184V57H182V59L184 58V62H182L181 64H179V67L181 68H179L178 66H177V68H179V70H181V73H179V75H178V70H175L176 72H175V74L174 75H176V73H177V78H178V80H180V82L178 83L176 80H177V78L175 77V76H173V77H175L176 79H175V81H173L174 83H175V87H176V85H180V83L182 84V80H185V81H183V85H180V88H179V90L181 91L182 89H184V87L185 86H187L186 88L188 89V85H187V81H190V78L189 77H187L189 80H186L187 78H186V75L188 76H192V75H190V74H192L193 73V75H194V72L195 71H193V70H196V68L195 67H197V71H198V69L199 68H201V67H206L205 65H207V67L206 68H204V69H201L202 71H203V73H201L200 71V73L199 72H197L196 71V73H198V74H201V75H199L198 76V74H195L194 76H192L193 77V79L195 80V82L194 81H192V82H194V83H197L196 81L197 80H199V79H197V78H200V80L203 78V79H205V80H207V78H208V80L207 81H209V79L211 78V76H212V73H218V68H217V66L219 65H217V64H215L211 59H213V58H211L212 56L215 58V53H214V55H212V56H210V54H209V56H210V58L211 59H207V55H205V56H203V54H207V52L205 53H203L202 54ZM61 54V53H60ZM63 54H65V53H63ZM177 54V53H176ZM19 55V54H18ZM29 55H30V53H29ZM32 55V54H31ZM39 55V54H38ZM39 55V56H40ZM154 55V56H153ZM34 56V55H33ZM37 56V55H36ZM55 56H56V53H55ZM66 56H68V55H66ZM66 56H64V57H66ZM154 58H153V57ZM176 56V55H175ZM181 56V54H179L178 55V57H180ZM209 56H208V58H209ZM6 57H7V55H6ZM24 57V58H25ZM32 57V56H31ZM47 57V58H46ZM69 57V56H68ZM149 57H151V58H149ZM163 57V56H162ZM3 58V57H2ZM27 58V57H26ZM25 58V59H26ZM30 58V57H29ZM37 58V57H36ZM38 58H40V57H38ZM160 58V57H159ZM177 58V57H176ZM17 59V60H18ZM32 59V58H31ZM68 59V58H67ZM202 59V58H201ZM7 60H8V58H7ZM12 60V59H11ZM11 60H9V61H11ZM14 60V62H15V59H13ZM24 60V59H23ZM34 60H36V59H34ZM34 60H31V62L29 63V61L28 60H26V61H28V64H27V66L25 67L24 66V69L26 70V71H28V70H32L35 66V62H34ZM38 61H39V59H37ZM41 60V59H40ZM107 60V61H106ZM177 60V59H176ZM175 60V61H176ZM208 60H211V61H208ZM25 61V60H24ZM45 61H47V62H45ZM64 61V60H63ZM158 61V60H157ZM178 61V60H177ZM179 61H181V58H180V60ZM23 62V61H22ZM109 63L108 65H106V63ZM211 62V63H210ZM215 62L217 63V62H220V61H218V59H217V61L215 60ZM5 63H6V61H5ZM10 63V62H9ZM37 63V62H36ZM43 63H46V64H44L43 65ZM60 63V64H59ZM142 63V62H141ZM144 63V62H143ZM148 63V64H147ZM175 63H177V62H175ZM209 63V64H208ZM12 64V63H11ZM10 64V65H11ZM205 64V65H204ZM18 65V64H17ZM141 65V64H140ZM145 65V64H144ZM146 65L145 66H143V68L145 67L146 68ZM194 65V66H193ZM204 65V66H203ZM8 66V65H7ZM12 66V65H11ZM68 66V67H67ZM133 66V65H132ZM142 66H139V68L141 67V69H142ZM150 66V65H149ZM69 67H72V69H70ZM188 67H191V68H189V69H187ZM192 67L193 68H195V69H192ZM16 68V67H15ZM66 68V69H65ZM145 68L143 69V70H145ZM148 68V66H147V70H145V72H146V74L144 75L143 74V72L144 71H142L141 69H139L140 71V73H142L145 77H146V75L148 74H150V70H152V69H149ZM67 69H69V70H71V72H74V73H72L71 74V72L69 73L68 72V75H65L66 73H67ZM149 69V70H148ZM187 69V70H186ZM190 69H192V71H190ZM207 70V72H206V70ZM11 71L13 70V69H10ZM154 70H155V67H154ZM1 71V70H0ZM17 71V70H16ZM15 71V72H16ZM64 71L66 72V73H64ZM147 71H149V72H147ZM173 71V70H172ZM178 71V72H177ZM4 72V71H3ZM7 72V71H6ZM14 72V71H13ZM14 72V73H15ZM153 72V71H152ZM159 71H157L156 73H158ZM190 72V74H188ZM192 72V73H191ZM206 72V74L204 75V73ZM13 73V74H14ZM21 73V72H20ZM63 73H64V75H63ZM137 73H136V75H137ZM140 73H139V75H140ZM142 74L140 75L141 76V79H143L144 78V76L142 77ZM153 74V73H152ZM38 75V76H39ZM147 75V77H149ZM202 75H204V76H206L207 78H205V77H201ZM38 76H37V79L39 80V78L41 77H39L38 78ZM124 76H126V79H128V81L127 82H125L124 83V81H122V80H124L125 79V77ZM182 76L183 77H185V79H181L182 78ZM196 76V77H195ZM217 76H218V74H217ZM1 77V76H0ZM46 77V80L47 79H49V83H50V81H52V79L53 78H51V77H48L47 78ZM138 78H139V76H137ZM155 77H157V76H155ZM172 77V78H173ZM43 78V77H42ZM64 78V79H63ZM73 79V81H72V79ZM136 78V79H135ZM4 79V78H3ZM44 79V78H43ZM51 79V80H50ZM141 79H140V82H141ZM145 79V78H144ZM148 79V78H147ZM150 79H152V78H150ZM158 79V78H157ZM157 79H155V81L157 80ZM197 79V80H196ZM40 80H41V78H40ZM45 80V81H46ZM53 80V81H54ZM146 80V79H145ZM145 80H143V82L145 81ZM172 80V79H171ZM204 80V81H205ZM43 80H41V82H42ZM44 81V82H45ZM52 81V82H53ZM65 81V80H64ZM63 81V82H64ZM126 81V80H125ZM190 81V83H188L189 84V86L191 85V87H192V92L188 89V91H190V92H188V93H190L191 95L193 94V95H195L194 94V92L195 93H197V91H200V93H201V90H202V88H205L206 89V87H207V85H205V86H203V83L202 82H199V83H197V84H200V83H202V84H200V86H196V84H195V87L196 88H193V86H194V83L192 84V82ZM202 81V80H201ZM60 82H58V83H60ZM119 82H123L122 84H121V88H120V90H122L121 92H120V90H117V88L116 87H118L119 88V86H120V84H119ZM134 83V85L132 86V87H136V88H138V86L140 87L141 85H138L137 83ZM139 82V81H138ZM149 83H151L152 85H153V83H152V80H151V82H150V80L148 81ZM157 82H158V80H157ZM160 83H161V81H159ZM210 82H212V78L210 79ZM33 83V82H32ZM156 83V82H155ZM186 83V84H185ZM205 83V82H204ZM207 83V82H206ZM205 83V84H206ZM27 84H29V83H27ZM41 84V83H40ZM44 84V83H43ZM53 84V83H52ZM69 84H71V83H69ZM114 84H119L118 86H116V85H114ZM136 84V85H135ZM141 84V83H140ZM171 84V83H170ZM208 84V83H207ZM8 85V84H7ZM10 85H14L15 86V84H10ZM20 85V84H19ZM33 85H34V83H33ZM56 85H57V83H56ZM61 85H62V83H61ZM116 86V87H114V86ZM138 85V86H137ZM144 85H147V84H144ZM155 85V84H154ZM173 85V84H172ZM203 87H202V86ZM23 86V85H22ZM30 86H31V84H30ZM112 86L115 88V90H117L118 92H120V94L121 95H119L118 96V94H115V95H117V97H119V99L118 98H114V97H116L114 94L112 95L113 97V99L112 100H110V101H106L107 99H106V94L110 97L111 95H110V93H113V92H111V89L110 88H112ZM174 86H172L173 87V89L175 90H172L171 91V97H176V99L175 98H171V100H172V103H175V105L177 104V106L178 105H180V107L178 106V109L179 108H181V110L180 111H182V109L184 108L185 109V106H187L188 107V102L185 104V102L186 101H188V98H186V97H184V98H186V101H184L182 98H183V96H186V89H185V95H183L180 91H178V89L177 88H174ZM5 87V86H4ZM16 87H18V86H16ZM21 87V86H20ZM29 87V86H28ZM33 87V86H32ZM37 87H38V85L36 86V90H37ZM148 87H150L149 85H148ZM197 87H201L200 89L199 88H197ZM29 88H31V87H29ZM135 88V89H136ZM190 88V87H189ZM17 89V88H16ZM32 89H35V87L34 88H32ZM31 89V90H32ZM140 89H142V88H140ZM148 89V88H147ZM194 89H196V90H194ZM199 89V90H198ZM114 90V89H113ZM137 90V89H136ZM136 90H135V93H136ZM144 90V89H143ZM146 90V89H145ZM204 90V89H203ZM33 91V90H32ZM117 91H115V92H117ZM138 91H139V89H138ZM137 91V92H138ZM153 91H154V89H153ZM31 92V91H30ZM114 92V93H115ZM117 92V93H118ZM145 92V91H144ZM150 92V91H149ZM174 92V93H173ZM177 92V95L175 94ZM179 92L181 93V94H179ZM182 92H184V90H182ZM203 92V91H202ZM27 93H29V92H27ZM128 94V98L127 97H125V100H127L129 103L131 102L132 103V106H134V103L136 102H138V101H136L137 99H135L136 98V94L134 95V97L133 96H131V94ZM173 93V94H172ZM7 94V93H6ZM197 94H199V93H197ZM22 95V94H21ZM27 95V94H26ZM25 95V96H26ZM74 95V99L77 101V103H76V108H74V115H75V112H78V111H80L81 110V108H80V110L78 109L77 110V108H79L78 106H77V104L79 105V106H81L82 104H85V105H82V106H84V107H87V100L88 101H91L92 99H94L93 101H92V103L94 104H91V102H89L88 104H89V106H88V108L86 109L85 108V112H86V115H87V113L90 115L91 113L92 114H94L93 116V118H83V119H80V121L78 122V120L79 119H77V118H75V119H77V122H75L74 121V118L72 117V118H68V117H66V115H63V116H61L58 112H55L56 110L58 111V109L60 108V106H61V102L63 103V102H70V100L72 99V96ZM122 95H123V97H122ZM130 95V96H129ZM141 95V94H140ZM150 96V95H152V93H148L147 94V96ZM158 92H157V94L155 93V99L154 98H152L153 100H156V98L158 97ZM181 95V96H180ZM120 96H121V98H120ZM138 96V95H137ZM143 95H141V96H138V97H142ZM146 96V95H145ZM146 96V97H147ZM148 96V97H149ZM199 96V95H198ZM198 96H192V98L193 99H195L194 97H196V98H201L200 96L198 97ZM5 97V96H4ZM17 97V96H16ZM148 97H147V101H145L147 104L148 103H150L151 104V102L153 101L152 99H148ZM179 97V98H178ZM182 97V98H181ZM188 97V96H187ZM25 98V97H24ZM27 98V97H26ZM35 98V99H36ZM96 98V99H95ZM127 98V99H126ZM144 98V97H143ZM192 101L190 102V103H195V105L199 102V104L202 102H200V101H198V102H195L191 97H189ZM81 101H79V100ZM86 99V101L84 102V101H82V100H85ZM117 99H118V103H117ZM121 99V100H120ZM132 99H135V101L134 100H132ZM179 99H182L183 100V103H182V101L181 100H179ZM206 99V98H205ZM27 100H30V99H27ZM39 100V101H40ZM130 100H132V101H130ZM139 101L141 100V98L140 99H138ZM142 100H146V98L145 99H142ZM141 100V101H142ZM174 100H178V101H174ZM196 101H197V99H195ZM198 100H200V99H198ZM203 100V99H202ZM38 101V100H37ZM61 101V102H60ZM76 101H74V103L76 102ZM148 101H151V102H148ZM179 101H181V102H179ZM80 102V103H79ZM82 102H84V103H82ZM143 102V104H144V101H142ZM203 102H204V100H203ZM205 102H206V100H205ZM208 102L209 101H207V105L206 106H203V107H208ZM35 103H36V101H35ZM40 103H41V101H40ZM82 103V104H81ZM131 103H130V106H131ZM180 103V104H179ZM182 103V104H181ZM81 104V105H80ZM122 104V103H121ZM142 104V105H143ZM183 104H185V105H183ZM201 104H203V103H201ZM206 104V103H205ZM214 104H215V102H214ZM213 104V105H214ZM26 105H27V103H26ZM30 105V104H29ZM28 105V106H29ZM93 105V106H92ZM119 105H120V103H119ZM118 105V106H119ZM174 104H172V106H173ZM174 105V106H175ZM181 105H183V106H181ZM191 105V104H190ZM198 105V104H197ZM197 105H196V107H197ZM209 105H210V103H209ZM212 105V106H213ZM113 107L114 109H112V108H110V107ZM121 106V105H120ZM146 106V105H145ZM152 106V105H151ZM172 106H170V107H172ZM173 106V107H174ZM177 106H175V107H177ZM191 106H194V104H192ZM191 106H190V108H187L188 109V111H186V112H188V113H185L184 112V110H183V114H184V116L185 115H187L188 114V116L189 115H191V118H193V116L192 115H196L197 113H200V112H198V110L196 109V107L194 108V109H196L195 111L197 112V113H194L193 112V114H191L190 112H192L194 109H193V107L191 108ZM199 106V105H198ZM84 107H82V110H84ZM93 107V108H92ZM136 107V106H135ZM143 107V106H142ZM148 107V106H147ZM172 107V108H173ZM24 108V107H23ZM27 108H29V107H27ZM32 108V107H31ZM117 108V107H116ZM118 108H120V107H118ZM118 108H117V110H118ZM171 108V109H172ZM205 108V109H206ZM209 108V107H208ZM210 108H212L211 107V105H210ZM210 108H209V110H210ZM213 108H215L214 106H213ZM75 109L77 110V111H75ZM122 109V108H121ZM133 109H134V107H133ZM136 109V108H135ZM139 109V108H138ZM143 109V108H142ZM147 109V108H146ZM178 109H177V111H178ZM186 109V110H187ZM190 109H192L191 111H190ZM199 109V108H198ZM201 109V108H200ZM1 110V109H0ZM15 110H13V111H15ZM23 110V109H22ZM82 110H81V112H82ZM123 110V109H122ZM140 110V109H139ZM174 110H176V108H173V112H174ZM202 110V111H201ZM201 110H199V111H201V113H204L205 111L203 110V109H201ZM214 110V109H213ZM21 111V110H20ZM24 111V110H23ZM31 111V110H30ZM73 111V110H72ZM72 111H70L71 113H72ZM142 111V110H141ZM141 111H140V114H141ZM144 111V110H143ZM166 111H167V108H166ZM211 111V110H210ZM5 112V111H4ZM10 112H12V111H10ZM114 112V113H115ZM171 112V111H170ZM173 112H171L172 114H173ZM6 113V112H5ZM9 113V112H8ZM58 113V114H57ZM67 113H68V111H67ZM121 113V112H120ZM124 113V112H123ZM144 113H145V111H144ZM167 113V112H166ZM175 113H177L178 114V112H176L175 111ZM180 113V112H179ZM209 113V112H208ZM211 113V112H210ZM11 114H9L8 116H10ZM77 114V113H76ZM81 114V113H80ZM135 114V113H134ZM163 114H165V113H163ZM168 114V113H167ZM172 114H170L169 113V115H172ZM181 114V113H180ZM211 114H213V112L211 113ZM215 114V113H214ZM59 115V116H58ZM68 116H69V114H67ZM88 115V116H89ZM114 114H112V117L114 118V116H113ZM116 115V117H118ZM120 116L122 115L123 116V114H119ZM174 115V114H173ZM172 115V117L170 118V117H168V118H170V119H172V118H176V117H174ZM194 115V116H195ZM199 115V114H198ZM197 115V116H198ZM205 115V114H204ZM203 114H202V116H204ZM209 115V114H208ZM5 116V115H4ZM91 116V115H90ZM89 116V117H90ZM119 116V117H120ZM126 116V115H125ZM132 116V115H131ZM144 116V115H143ZM175 116H177L176 114H175ZM181 116H182V114H181ZM200 117H201V114L199 115ZM199 116H198V118H199ZM211 116V115H210ZM213 116V115H212ZM7 117V116H6ZM83 117V116H82ZM109 117V116H108ZM118 117V118H119ZM142 117V116H141ZM145 117V116H144ZM166 117V116H165ZM183 117V116H182ZM182 117H180V120L178 119V118H176L177 119V121L179 122H181L182 123V120L183 119H185L184 120V122H186V124H187V121H189L190 120V118L189 117H187V118H182ZM186 117V116H185ZM206 117V116H205ZM214 117V116H213ZM9 118V117H8ZM123 118H125L124 116H123ZM122 117H120V119H123ZM162 118H164V117H162ZM195 118H196V116H195ZM194 118V119H195ZM3 119V120H2ZM126 119V118H125ZM132 119H134L133 117H132ZM131 119V120H132ZM141 119V118H140ZM170 119H168V120H170ZM186 119H188V120H186ZM193 119V120H194ZM8 123V125H6L7 127H5V121ZM111 120V119H110ZM115 119H113V121H114ZM127 120V119H126ZM131 120H130V123H132L131 122ZM153 120V119H152ZM107 121H109L108 120V118H107ZM116 121H118V120H116ZM115 121V122H116ZM119 121H121V120H119ZM123 121H124V123L126 124V123H128V121H125L124 119H123ZM133 121H135V120H133ZM172 120H170L169 122H171ZM173 121H175L176 122V120H173ZM171 122V123H173V126L175 127V123L174 122ZM75 122V123H74ZM122 122V121H121ZM136 123L138 122V121H135ZM161 122L163 123L164 122V120H161ZM180 122H179V125H180ZM183 122V124H182V126H181V128L179 129L178 128V126H176L175 128L176 129H178V132H180V133H184L183 135H184V138H179V140L181 139V141L182 140H185L186 141V135L188 136L189 134H188V131L190 130V132H193L194 133V128H190V129H187L186 130V128L185 127H187V128H189V127H191L192 125V120H191V124H190V121L188 122V124H187V126H186V124ZM195 122V121H194ZM96 123H97V125H96ZM104 123V125H107V123L105 124ZM117 123H119V122H117ZM134 123V122H133ZM131 124L132 126L135 124ZM141 123V122H140ZM142 123H143V121H142ZM165 123V122H164ZM167 123V122H166ZM177 123V122H176ZM110 124V123H109ZM108 124V125H109ZM123 124V123H122ZM122 124L120 123V126L121 127H119V125H118V127H119V129L120 128H124L123 130H121L120 129V132L122 131V132H124V133H127L128 134V132H130V131H133L134 132V130L135 129H137V128H140V124L139 123H137L138 124V127H137V125L135 124L134 126H135V128H133L132 129V127L130 126V124L128 125L131 129H129V128H127L126 129V127H124V126H122ZM124 124V125H125ZM146 124V123H145ZM149 123H147V125H148ZM178 124V123H177ZM191 125V126H189L188 127V125ZM194 124V123H193ZM101 125V126H102ZM108 125L106 126V127H108ZM111 125V124H110ZM109 125V126H110ZM159 125V123L158 124H156L155 125V122H151L150 124H149V126L147 127L148 129L150 128V130H152L151 132H149L150 134L151 133H153L154 131H155V129H156V126H158ZM170 125H172V124H169V126ZM185 125V126H184ZM126 126V125H125ZM144 126V124H142V126H141V128H140V130L142 129L143 130V127ZM146 126V125H145ZM144 126V127H145ZM166 126V125H165ZM106 127H103V128H106ZM168 127V126H167ZM173 127V130H172V132H174V133H176L177 134V136H179V135H181L180 133H177V131L175 130V128ZM180 127V126H179ZM192 127H194V126H192ZM108 128H111V127H108ZM108 128L107 129H105V130H108ZM146 128V127H145ZM161 128H162V125H161ZM170 130L172 129V126L171 127H168ZM182 128H183V130H182ZM185 128V129H184ZM196 128V127H195ZM163 129V128H162ZM192 129V130H191ZM104 130V129H103ZM102 130V131H103ZM125 130V131H124ZM127 130H128V132H127ZM139 130V129H138ZM139 130V131H140ZM185 130L187 131V132H185ZM110 131V130H109ZM109 131H108V133H109ZM136 131V130H135ZM176 131V132H175ZM132 132V133H133ZM137 132V131H136ZM135 132V133H136ZM102 133H105V131H103ZM107 133V134H108ZM111 133V132H110ZM114 133H116V132H114ZM113 133V134H114ZM193 133H192V135H193ZM112 134V133H111ZM126 134V135H127ZM164 134V133H163ZM176 134H174V135H172L173 137L176 135ZM179 134V135H178ZM186 134V135H185ZM117 136H119V134H116ZM130 135H131V133H130ZM171 135V134H170ZM192 135H189L188 136V139L189 138H193L192 137ZM107 136V135H106ZM117 136H115L114 138L115 139H117L118 137ZM121 136H122V134H121ZM124 136V135H123ZM145 136V135H144ZM177 136H175L174 137V140H176V139H178L177 138ZM194 136V135H193ZM101 137V136H100ZM109 137H111V135L109 136ZM126 136H124L123 138H125ZM146 137V136H145ZM179 137H182V136H179ZM186 137V138H185ZM102 138H103V136H102ZM102 138H101V140H102ZM107 138H108V136H107ZM147 138V137H146ZM98 139V138H97ZM97 139L95 140L96 141V143L98 142L97 141ZM165 139V138H164ZM87 141V143H88V138L86 139ZM110 140V139H109ZM123 139H121V141H122ZM125 140H128V139H125ZM106 141V140H105ZM108 141V140H107ZM114 142H115V140H113ZM112 141V142H113ZM180 145H181V143H183V142H179L178 140H176ZM175 141V142H176ZM111 142V143H112ZM117 142H118V140H117ZM129 143V142H128ZM165 143V142H164ZM168 143V142H167ZM11 144V146H10V150H8L9 149V147H7V145L9 146ZM98 144H100V143H97V145ZM122 144H123V142H122ZM122 144L121 145H118L117 143H116V145H114V146H111V147H109V149L108 148H106V150L107 151H105L106 152V154H105V156H103V158H102V160H101V163H100V167H99V165H98V168H97V166H96V168H97V174H96V177H95V179H93L94 180V184L96 185V183H98V181H102L103 183H104V181H105V183L107 184V183H110V184H108V185H112L111 183L113 182V177H114V171H113V169H114V164H113V160L114 159H116L117 157H119V156H121L120 158H121V160H119V163H124V162H126V161H128L129 160V158H130V155L132 154L131 153V150H129L130 148H129V146L130 145H127V146H122ZM150 144V143H149ZM166 144V143H165ZM176 144V143H175ZM178 144V145H179ZM185 144V143H184ZM15 145L17 146L16 148H17V150H15L16 148H14L15 147ZM78 145H80L79 147H77ZM91 145H95L94 143L93 144H91ZM146 145V144H145ZM167 145H169V144H167ZM13 146V147H12ZM152 146V145H151ZM150 146V147H151ZM154 146V145H153ZM174 146V145H173ZM77 147V148H76ZM94 146H92V148H93ZM132 147H133V145H132ZM155 147H156V145H155ZM170 147V146H169ZM12 148L14 149V150H12ZM74 148H76L75 150H74ZM105 148V147H104ZM129 148V149H128ZM84 149V148H83ZM4 150V151H3ZM85 150V149H84ZM105 150V149H104ZM155 150V149H154ZM153 150V151H154ZM160 150H161V148L159 149V148H157V150H156V152L154 153L155 155V157L156 158H154V160L152 161L153 162V165H152V169L154 170V169H156V168H158V167H160V162H162V161H159V160H157V157H159L160 156ZM171 151V150H170ZM83 152H85V151H83ZM103 152V151H102ZM169 152V151H168ZM173 152V151H172ZM176 152V151H175ZM88 153V152H87ZM171 153V152H170ZM89 154V153H88ZM137 154V153H136ZM135 154V155H136ZM172 154V153H171ZM173 154H174V152H173ZM87 155V154H86ZM168 155H170V154H168ZM137 156V155H136ZM3 157V156H2ZM168 157V156H167ZM89 158H91V156H89ZM2 159H4V158H2ZM96 160H97V158H95ZM164 159V158H163ZM0 160H1V157H0ZM85 160V159H84ZM167 160V159H166ZM169 160V159H168ZM1 161H3V160H1ZM11 161V160H10ZM87 161H88V159H87ZM93 162V161H92ZM95 162V161H94ZM93 162V163H94ZM100 162V161H99ZM83 163H85V165H87V164H89V163H87L86 164V162H82V164ZM119 163L117 162L116 164H115V167L116 166H118L119 165ZM129 163H131V161L129 162ZM7 164H10L11 165V168H13L14 169V171H12L13 169H11V171H10V165L8 166V168L7 167H5V166H7ZM78 164V163H77ZM80 164V166L82 167V165H81V162L79 163ZM78 164V165H79ZM13 165V166H12ZM4 166V167H3ZM79 166V167H80ZM8 170H7V169ZM84 168H85V166H84ZM86 168H89V166L88 167H86ZM85 168V169H86ZM94 168V167H93ZM93 168H90V169H93ZM4 169H5V172H4ZM7 170V171H6ZM253 170H255V169H253ZM10 171V172H9ZM86 171H87V169H86ZM86 171H82V174L81 175H83V172H86ZM94 172L96 171V170H93ZM92 171V172H93ZM9 172V173H8ZM12 172H13V174H12ZM16 172H17V174H16ZM90 172H91V170H90ZM19 175V176H18ZM90 175V174H89ZM91 177H92V174L90 175ZM83 178H84V175H83ZM81 181H82V178H81ZM83 181H84V179H83ZM92 181V180H91ZM93 182V181H92ZM80 183H83V182H80ZM88 183V182H87ZM84 184H85V181H84ZM105 184V185H106ZM237 184V183H236ZM240 184V183H239ZM88 185V184H87ZM90 185V184H89ZM104 185V184H103ZM103 185H101V186H103ZM104 185V186H105ZM82 186H85V185H81V187ZM103 186V187H104ZM142 186V185H141ZM233 186V185H232ZM240 186H244V187H247V188H252V187H261V186H263L262 184H260V183H258V182H252V183H245V184H241ZM240 186H238V187H240ZM85 188H87V186L86 187H84V189ZM108 188H109V186H108ZM107 188V189H108ZM78 189V188H77ZM83 189V190H84ZM143 189V188H142ZM79 190H80V188H79ZM109 190L111 191V190H113V185L111 186V189L109 188ZM88 192V191H87ZM102 194H101V196L102 195H104V193L103 192H105V188H104V191L102 192V191H100ZM107 192H109V191H107L106 190V193ZM105 193V194H106ZM111 193V192H110ZM112 193H114V191L112 192ZM140 193H142V190H141V192ZM100 194V193H99ZM109 194V193H108ZM108 194H107V199L109 200V197H108ZM115 194V195H114ZM114 194H111L112 195V197H114V199H113V201L115 200V199H117V198H119L118 197V195H117V193H114ZM110 195V194H109ZM114 195V196H113ZM140 195V194H139ZM102 198V197H101ZM105 199V198H104ZM104 199H102V201H104ZM110 200H111V197H110ZM109 200V201H110ZM118 200V199H117ZM190 200H191V198H190ZM106 201V200H105ZM116 201V200H115ZM119 202V201H118ZM122 202V201H121ZM121 202H119V203H121ZM106 203L108 204V205H110L111 203H114V202H110V204L106 201ZM123 203H125V199H123ZM105 204V203H104ZM122 204V203H121ZM120 204V205H121ZM95 205H96V203H95ZM112 205V204H111ZM110 205V206H111ZM119 205V206H120ZM123 205V204H122ZM106 206V205H105ZM110 206H108V207H110ZM124 206V205H123ZM122 206V207H123ZM97 207V206H96ZM95 207V208H96ZM107 207V206H106ZM107 207V208H108ZM94 208V209H95ZM100 208V207H99ZM111 208V207H110ZM115 208V207H114ZM119 208V207H118ZM117 209V208H116ZM115 209V210H116ZM101 210V209H100ZM100 210H99V212H100ZM109 211H110V209H108ZM107 210V211H108ZM112 210H114L113 209V207H112ZM114 210V211H115ZM124 210V209H123ZM96 211V210H95ZM117 211H118V209H117ZM116 211V212H117ZM119 211H120V209H119ZM125 211V210H124ZM98 211H97V213H99ZM111 212V211H110ZM103 214V213H102ZM118 214V213H117ZM93 216H95V212H94V214H92ZM116 215V214H115ZM114 215V216H115ZM112 217H114L113 215H111ZM120 216V215H119ZM8 218V220L9 221H7L6 219ZM99 217V216H98ZM105 218V217H104ZM109 218H111V217H109ZM120 218H121V216H120ZM108 219V218H107ZM106 219V220H107ZM116 219V218H115ZM121 220V219H120ZM1 221V222H2ZM91 221V220H90ZM114 221V220H113ZM113 221L111 222L112 224H113ZM0 222V223H1ZM4 222L5 223H7L8 222V224L9 225H6V224H4ZM103 222V221H102ZM114 222H116V221H114ZM118 222V221H117ZM85 223V225L83 226L82 224H84ZM88 223V224H87ZM11 224V225H10ZM107 224V223H106ZM110 224V223H109ZM93 225V224H92ZM116 227H117V225L116 224H114ZM118 225H119V223H118ZM121 225V224H120ZM6 226H8V229L6 228ZM122 226V225H121ZM126 226V225H125ZM125 226H123V229L125 230ZM83 227H85V228H83ZM87 227V228H86ZM105 227V226H104ZM109 227V226H108ZM107 227V228H108ZM114 227V226H113ZM116 227H114L115 229H116ZM120 227V226H119ZM119 227H117V228H119ZM127 227V226H126ZM0 228V229H1ZM110 228H112V227H109V231H107V232H110V233H112V230L110 229ZM113 228V229H114ZM121 228V227H120ZM13 229V228H12ZM82 229H89L90 231H85V230H82ZM114 229V230H115ZM14 230H13V232L11 231V233H12V235L14 236ZM23 230V231H22ZM118 231H119V229H117ZM117 230H115V231H117ZM1 231V230H0ZM114 231V232H115ZM126 231H127V233H128V228L126 229ZM24 233V234H23ZM117 233V232H116ZM124 234H125V232H123ZM11 235V234H10ZM111 237H112V235H110ZM120 236V235H119ZM118 236V237H119ZM72 238V239H71ZM151 238V237H150ZM3 239L1 240L0 239V242L1 241H3ZM21 239L19 240V239H17L18 241H21ZM57 239V240H56ZM125 239V238H124ZM153 240H155L154 238H152ZM70 240H68L69 242H70ZM122 240H123V238H122ZM116 241L118 242V240H117V237H116ZM120 241V240H119ZM17 242V241H16ZM39 242V243H38ZM68 242V243H69ZM155 242V241H154ZM2 243V242H1ZM36 243H38V244H36ZM58 243H59V241H58ZM63 243V242H62ZM67 242L65 241V244H66ZM114 243H116V242H114ZM113 243V244H114ZM120 243V242H119ZM117 244V245H113V246H115V247H117L118 246V248L117 249H115V250H118V252H119V255H120V257H121V259H120V264H126L125 263V251H124V249H123V245L121 244ZM3 244H5V243H3ZM7 244V246L6 247H4V249H2V247H3V245H1L0 246V249L2 250L1 251V254L2 253H4L5 251L4 250H6V251H9V250H7V248L9 249V247H10V249H11V246H8L9 244L8 243H6ZM34 244H33V246H34ZM155 244V243H154ZM153 244V245H154ZM18 245V246H17ZM51 245V246H50ZM69 245V244H68ZM67 245V246H68ZM73 245H75V244H73ZM156 245V244H155ZM21 246V247H20ZM33 247V248H35V249H37L36 247ZM60 246H61V244H60ZM15 247H12L13 248V250H12V252L13 253H15L14 252V248ZM18 247H20V249L18 248ZM29 247V246H28ZM72 247V246H71ZM114 247V248H115ZM154 247H156V246H154ZM53 248V249H52ZM56 248H58V247H56ZM160 248V247H159ZM26 249L25 250H20V252H22L23 253V251L25 252L26 251ZM35 249H33V250H35ZM37 249V251H35L36 252V254L38 255V256H40L38 253L40 252L39 250ZM59 249V248H58ZM154 249H156V248H154ZM259 250H257V251H259L261 254L262 253H264L263 251L264 250H260V248H258ZM262 249H264V248H262ZM32 250V251H33ZM60 250V249H59ZM159 251H160V249H158ZM158 250H155V251H157V252H159ZM4 251V252H3ZM39 251V252H38ZM257 251L256 252H251V253H247V251H245L244 253H243V255H241V256H237V258L236 259H234L235 261V264H264V254H263V258H261V254H259V252L257 253ZM9 252H11V251H9ZM9 252H7V253H4V254H6V256H11V258H13V255L14 254H12V253H9ZM54 252V251H53ZM117 252V253H118ZM162 253L164 252V249H163V251H161ZM241 252V251H240ZM16 253V254H17ZM27 253L29 254V252H26V253H24L23 254V256H25V258L27 257H30L31 259V261L33 262V261H37V262H34V263H38V264H41V262H38L39 260H42V259H39V258H41V257H36L37 255H30L29 254V256L27 255ZM31 253H34V251L33 252H31ZM224 253V252H223ZM222 253V254H223ZM7 254H12V255H7ZM27 256H26V255ZM56 254V255H55ZM157 254V253H156ZM164 254V253H163ZM166 254H167V252H166ZM180 254V253H179ZM199 254V253H198ZM203 254V253H202ZM238 254V253H237ZM236 254V255H237ZM239 254H241V253H239ZM238 254V255H239ZM249 254V255H248ZM258 254V256H256ZM18 255V256H17ZM17 255H15L16 257H19V256H22V255H20V254H17ZM200 255H201V252H200ZM14 256V257H15ZM22 256V257H23ZM48 256V257H47ZM105 256V255H104ZM165 258V261H166V255H163ZM219 256H221V255H219ZM32 257H35L36 259H34V258H32ZM102 256H100V258H101ZM199 258H200V256H198ZM223 256H221V258H222ZM242 257H244V260L242 259ZM3 258L5 259V257L3 256ZM20 259H21V257H19ZM24 258V257H23ZM70 258V259H69ZM102 258H105V257H102ZM161 257H159V259H160ZM163 258V257H162ZM169 259H171L170 257H168ZM219 258V257H218ZM221 258H219V259H221ZM227 258V257H226ZM226 258H222V264H227V260H226ZM16 259V258H15ZM18 259V258H17ZM16 259V261H15V263L17 262V261H19V259L17 260ZM33 259V260H32ZM50 260H51V262H50V260H48L47 259V261H45V264H52V259L51 258H49ZM215 259V258H214ZM22 260V259H21ZM19 261V262H17V263H22V262H25L26 261V259H23L22 261ZM25 260V261H24ZM30 260H29V258L27 259V261H26V264H30ZM104 260V259H103ZM102 260V261H103ZM106 261H108L109 262V260H107V258L105 259ZM168 260V259H167ZM199 260V259H198ZM201 260V259H200ZM209 260V259H208ZM29 261V262H28ZM43 261V260H42ZM160 261H162V263H163V259H160ZM188 261V260H187ZM186 261V262H187ZM202 261V260H201ZM200 261V262H201ZM203 261H204V259H203ZM237 261V262H236ZM167 262V261H166ZM185 262V263H186ZM230 262V261H229ZM243 262V263H242ZM44 263V262H43ZM53 263V264H54ZM93 263V262H92ZM91 263V264H92ZM104 263V262H103ZM157 263H158V261H157ZM188 263V262H187ZM220 263H221V261H220ZM233 262H231V263H228V264H232ZM25 264V263H24ZM32 264V263H31ZM95 264V263H94ZM98 264H100V263H98ZM105 264H106V262H105ZM166 264V263H165ZM197 264V263H196ZM200 264V263H199ZM202 264H203V262H202ZM209 264H211V262L209 263Z\"/></svg>", "mask_w": 264, "mask_h": 264}]
</instances>
